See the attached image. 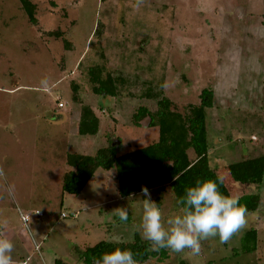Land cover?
Listing matches in <instances>:
<instances>
[{
    "label": "rangeland",
    "instance_id": "374dc122",
    "mask_svg": "<svg viewBox=\"0 0 264 264\" xmlns=\"http://www.w3.org/2000/svg\"><path fill=\"white\" fill-rule=\"evenodd\" d=\"M30 1L38 27L19 0H0V236L14 244L13 264H82L87 248L113 234L120 242L141 237L143 197L122 198L115 170H99L80 195L62 186L68 153L94 156L109 145L126 153L158 140L159 129L148 120L132 122L138 107L157 110L156 102L140 98L150 80L182 115L200 104L204 89L214 92L207 111L211 167L264 156V0ZM162 6H171L173 16ZM100 22L106 33L97 37ZM58 30L71 49L43 34ZM94 66L130 79L123 96L93 94L88 73ZM82 105L101 119L95 137L77 134ZM188 154L195 159L191 149ZM220 175L227 179L226 169ZM231 186L233 195L256 193L263 204L246 213L245 226L227 243L211 237L201 241L198 255L167 250V260L144 264H264V179ZM150 193L165 220L176 212L170 188ZM117 207H128V221L113 216ZM252 228L257 247L247 252L254 247L245 242Z\"/></svg>",
    "mask_w": 264,
    "mask_h": 264
},
{
    "label": "trees",
    "instance_id": "16d2710c",
    "mask_svg": "<svg viewBox=\"0 0 264 264\" xmlns=\"http://www.w3.org/2000/svg\"><path fill=\"white\" fill-rule=\"evenodd\" d=\"M19 1L29 22L38 27L37 6L30 0ZM161 12L169 13L171 17L174 14L171 6H162ZM163 27L166 26L163 24ZM105 33L104 24L98 23L94 36L102 37ZM43 34L47 37L63 39L65 48L71 49V43L64 37L62 31L44 32ZM162 43L159 40L157 45ZM124 44L128 45L129 42ZM88 76L93 94L102 97L119 98L128 90V85L131 83L129 78L120 74L114 75L105 66L92 67ZM262 84L264 95V76ZM143 85L146 84L143 83ZM72 89L75 94L74 101H80L76 95L79 90L78 86L72 84ZM140 98L156 102L157 110L152 112L144 106L138 107L133 113L132 122L141 126L142 122L148 120L149 127L159 129L158 140L146 147L136 148L126 153L120 152L119 148L113 145L99 149L94 156L68 153L66 163L70 171L63 176L64 193L80 195L95 177L97 171L115 170L118 191L122 198L140 195L143 186L149 191L157 190L158 192H164L170 188L176 201L184 194L185 188L194 185L197 179L215 180L217 175L221 174L211 167L209 161L207 111L215 104L212 90L204 89L200 95V104L188 106L187 115L178 112L173 102L162 91L159 93L155 91L152 80L148 81L145 89L142 90ZM100 128L101 120L93 108L82 105L77 134L81 137H95L99 134ZM189 149L195 155L194 160L189 157ZM226 172L228 173L227 179L219 184V190L226 195L232 194L233 186L230 187L232 184L242 188L260 183L264 179V156L243 159L230 164ZM241 198L242 206L247 210L246 213L257 212L263 204L261 195L256 193H246ZM257 235L256 228L246 233L245 242L254 244V247H247V252L256 251ZM116 247L130 249L139 264L148 263L151 260L163 262L169 257L167 249L153 251L150 243L141 239L136 233L131 242L113 244L102 241L94 247L87 248L80 257L81 263L93 264L94 257L98 258L102 253L112 251ZM56 264L64 263L58 260ZM181 264L185 262L182 261Z\"/></svg>",
    "mask_w": 264,
    "mask_h": 264
},
{
    "label": "clouds",
    "instance_id": "9594fccd",
    "mask_svg": "<svg viewBox=\"0 0 264 264\" xmlns=\"http://www.w3.org/2000/svg\"><path fill=\"white\" fill-rule=\"evenodd\" d=\"M43 87L48 81L42 80ZM223 176L215 180L197 179L195 184L186 187L184 194L175 201L176 212L166 220L162 209L151 199L147 187L141 188L142 215L138 231L142 239L150 243L153 251L167 249L181 253L190 249L193 255L201 251V241L218 237L221 243H227L231 237L246 224V209L240 204V197L224 194L219 190ZM120 222L128 220V207L112 210ZM121 237L113 234L110 242L119 244ZM13 242L0 236V264H13ZM93 264H139L133 252L127 248L116 247L93 258Z\"/></svg>",
    "mask_w": 264,
    "mask_h": 264
},
{
    "label": "crops",
    "instance_id": "0c3cea01",
    "mask_svg": "<svg viewBox=\"0 0 264 264\" xmlns=\"http://www.w3.org/2000/svg\"><path fill=\"white\" fill-rule=\"evenodd\" d=\"M94 110V109H93ZM94 112H95V110H94ZM102 112V111H101ZM96 113V112H95ZM97 114V113H96ZM98 115V114H97ZM98 117H99V115H98ZM100 118V117H99ZM79 120V119H78ZM101 120V119H100ZM79 136V135H78ZM251 146H254V144H250ZM252 148V147H251ZM250 148V149H251ZM258 157H260V156H258ZM252 158H257L256 156L255 157H252ZM222 166H223V164H222ZM223 167H225V169H226V171H227V167H228V165H225V166H223ZM213 168V167H212ZM214 169H217L218 170V172H219V174L220 173H222V172H224L225 171V169H223V170H221V169H218V167H215ZM98 172V171H97ZM96 172V173H97ZM96 175V174H95ZM116 177V176H115ZM257 233H258V231H257Z\"/></svg>",
    "mask_w": 264,
    "mask_h": 264
},
{
    "label": "built area",
    "instance_id": "2783aa9c",
    "mask_svg": "<svg viewBox=\"0 0 264 264\" xmlns=\"http://www.w3.org/2000/svg\"><path fill=\"white\" fill-rule=\"evenodd\" d=\"M58 106H59L60 108H62V107H63V104L60 103ZM63 217H65V215H63ZM23 219H24V222H25V223L28 222V220H27L26 218H23Z\"/></svg>",
    "mask_w": 264,
    "mask_h": 264
}]
</instances>
